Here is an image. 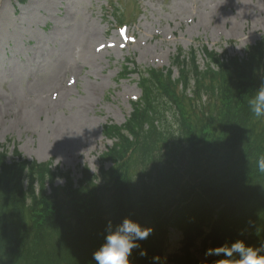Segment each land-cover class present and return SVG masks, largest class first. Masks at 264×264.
Returning <instances> with one entry per match:
<instances>
[{
  "label": "trees",
  "instance_id": "1",
  "mask_svg": "<svg viewBox=\"0 0 264 264\" xmlns=\"http://www.w3.org/2000/svg\"><path fill=\"white\" fill-rule=\"evenodd\" d=\"M206 53L204 70L194 51L191 61L176 57L182 67L175 81L170 70L142 75L143 97L129 124L133 141L124 136L118 150L102 156L99 173L84 168L77 185L70 172L18 152L7 164L0 146V264H94L109 222L125 217L153 229L133 250V264L162 257L171 226L184 235L182 255L173 258L178 264H201L190 252L200 239L202 247L264 244V117L249 107L264 83V41L242 59ZM191 72L194 97L185 93ZM169 103L180 113L165 115ZM109 160L114 165L106 169ZM59 177L64 186L55 185Z\"/></svg>",
  "mask_w": 264,
  "mask_h": 264
},
{
  "label": "rangeland",
  "instance_id": "2",
  "mask_svg": "<svg viewBox=\"0 0 264 264\" xmlns=\"http://www.w3.org/2000/svg\"><path fill=\"white\" fill-rule=\"evenodd\" d=\"M262 36L264 0H0V143L75 176L97 172L112 143L102 127L124 122L140 97L138 75H121L127 59L170 66L193 47L203 64L204 45L242 56ZM180 239L171 229L166 254Z\"/></svg>",
  "mask_w": 264,
  "mask_h": 264
},
{
  "label": "clouds",
  "instance_id": "3",
  "mask_svg": "<svg viewBox=\"0 0 264 264\" xmlns=\"http://www.w3.org/2000/svg\"><path fill=\"white\" fill-rule=\"evenodd\" d=\"M249 107L256 117H264V83L249 101ZM259 167L264 170V158L259 161ZM152 231L132 217H125L115 226L109 222L103 243L92 255L94 264H133L130 259L133 250L140 248V242ZM140 255L146 256L147 252L142 250ZM205 257H221L225 264H264V244L254 247L244 240H235L208 249ZM151 264H166V257L157 254L151 258Z\"/></svg>",
  "mask_w": 264,
  "mask_h": 264
}]
</instances>
